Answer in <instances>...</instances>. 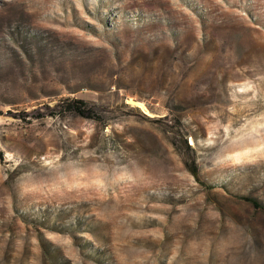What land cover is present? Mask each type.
<instances>
[{
    "label": "rangeland",
    "instance_id": "rangeland-1",
    "mask_svg": "<svg viewBox=\"0 0 264 264\" xmlns=\"http://www.w3.org/2000/svg\"><path fill=\"white\" fill-rule=\"evenodd\" d=\"M240 197L264 203V0H0V264H264Z\"/></svg>",
    "mask_w": 264,
    "mask_h": 264
},
{
    "label": "trees",
    "instance_id": "trees-1",
    "mask_svg": "<svg viewBox=\"0 0 264 264\" xmlns=\"http://www.w3.org/2000/svg\"><path fill=\"white\" fill-rule=\"evenodd\" d=\"M64 112H72L79 117L87 118V119H97V117L93 114V112L86 108L85 103L80 99H63L56 108V114H61ZM178 127V121H174ZM172 147L176 150L177 153H180L178 146L174 140L171 142ZM183 145L186 150H190V146L187 145L186 138L183 139ZM182 164L186 171L192 176L196 181L198 180V169L195 161L192 158H189L188 155L185 158L181 159ZM208 187H211V184H207ZM239 199L247 202L254 211L259 212L261 215L264 216V203L258 202L257 200L250 198V197H240Z\"/></svg>",
    "mask_w": 264,
    "mask_h": 264
},
{
    "label": "water",
    "instance_id": "water-1",
    "mask_svg": "<svg viewBox=\"0 0 264 264\" xmlns=\"http://www.w3.org/2000/svg\"><path fill=\"white\" fill-rule=\"evenodd\" d=\"M127 104H129V105H132V106H135V105H133V104H136V102H130V103H128V101H127Z\"/></svg>",
    "mask_w": 264,
    "mask_h": 264
}]
</instances>
